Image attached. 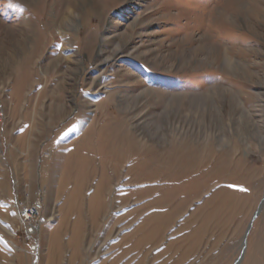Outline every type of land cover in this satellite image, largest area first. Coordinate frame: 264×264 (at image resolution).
<instances>
[{
	"label": "rangeland",
	"instance_id": "374dc122",
	"mask_svg": "<svg viewBox=\"0 0 264 264\" xmlns=\"http://www.w3.org/2000/svg\"><path fill=\"white\" fill-rule=\"evenodd\" d=\"M0 264H264V0H0Z\"/></svg>",
	"mask_w": 264,
	"mask_h": 264
},
{
	"label": "built area",
	"instance_id": "2783aa9c",
	"mask_svg": "<svg viewBox=\"0 0 264 264\" xmlns=\"http://www.w3.org/2000/svg\"><path fill=\"white\" fill-rule=\"evenodd\" d=\"M36 213H37V209H35L34 213L33 212H28V211H22L21 212L22 221L26 222V221L30 220L32 217L35 216ZM27 232L31 234L32 231L28 230Z\"/></svg>",
	"mask_w": 264,
	"mask_h": 264
},
{
	"label": "water",
	"instance_id": "95a60500",
	"mask_svg": "<svg viewBox=\"0 0 264 264\" xmlns=\"http://www.w3.org/2000/svg\"><path fill=\"white\" fill-rule=\"evenodd\" d=\"M258 212H259V211H258ZM258 212H257V213H258ZM257 213H256V214H257Z\"/></svg>",
	"mask_w": 264,
	"mask_h": 264
}]
</instances>
